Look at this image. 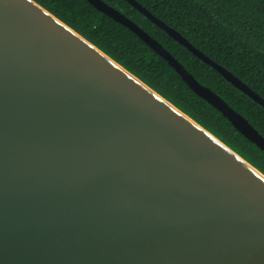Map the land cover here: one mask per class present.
<instances>
[{"label":"water","instance_id":"1","mask_svg":"<svg viewBox=\"0 0 264 264\" xmlns=\"http://www.w3.org/2000/svg\"><path fill=\"white\" fill-rule=\"evenodd\" d=\"M87 1L264 151L248 120L159 41ZM0 264H264V174L35 1L0 0Z\"/></svg>","mask_w":264,"mask_h":264},{"label":"trees","instance_id":"2","mask_svg":"<svg viewBox=\"0 0 264 264\" xmlns=\"http://www.w3.org/2000/svg\"><path fill=\"white\" fill-rule=\"evenodd\" d=\"M264 174V151L195 94L167 61L87 0H33ZM159 41L264 137V107L169 37L126 0H103ZM264 99V0H136Z\"/></svg>","mask_w":264,"mask_h":264},{"label":"flooded vegetation","instance_id":"3","mask_svg":"<svg viewBox=\"0 0 264 264\" xmlns=\"http://www.w3.org/2000/svg\"><path fill=\"white\" fill-rule=\"evenodd\" d=\"M183 46V45H182ZM195 47V46H194ZM186 48V47H185ZM187 49V48H186ZM188 50V49H187ZM214 69V68H213ZM214 70H216V69H214ZM217 71V70H216ZM218 72V71H217ZM219 73V72H218ZM220 74V73H219Z\"/></svg>","mask_w":264,"mask_h":264},{"label":"clouds","instance_id":"4","mask_svg":"<svg viewBox=\"0 0 264 264\" xmlns=\"http://www.w3.org/2000/svg\"><path fill=\"white\" fill-rule=\"evenodd\" d=\"M148 19V18H147ZM187 40V39H186ZM188 41V40H187ZM189 42V41H188ZM190 43V42H189ZM191 44V43H190Z\"/></svg>","mask_w":264,"mask_h":264}]
</instances>
